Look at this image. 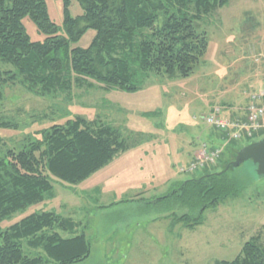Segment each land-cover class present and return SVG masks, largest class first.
<instances>
[{
  "label": "rangeland",
  "instance_id": "obj_1",
  "mask_svg": "<svg viewBox=\"0 0 264 264\" xmlns=\"http://www.w3.org/2000/svg\"><path fill=\"white\" fill-rule=\"evenodd\" d=\"M45 2L58 34L66 36L63 0ZM83 14L80 3L72 0V18ZM23 24L33 42L47 37L28 17ZM196 27L209 45L201 65L186 79L153 77L134 93L104 91L94 83L93 89H76L75 97L66 102L38 98L19 85L5 88L0 116L19 127L0 129V151L75 117H108L125 137L141 142L84 182L55 183L51 197L3 220L2 230L47 211L81 221L91 243V256L81 264H217L235 260L252 237L262 236L264 241V177L257 175L251 161L229 171L236 195L207 210L197 227H187L169 214L175 210L177 216L196 215L198 210H165L152 203L176 184L220 173L235 159L237 152L230 156L226 142L215 139L217 131L204 117L214 106L245 109L250 95L264 84V71L256 60L264 61V0H230ZM94 37L95 32L87 30L71 46L88 48ZM263 138L260 131L253 139L234 142L241 149ZM206 142L223 147L222 159L193 175L181 173L180 166L187 167ZM139 194L143 200L121 203ZM107 203L111 206L103 208Z\"/></svg>",
  "mask_w": 264,
  "mask_h": 264
},
{
  "label": "trees",
  "instance_id": "obj_2",
  "mask_svg": "<svg viewBox=\"0 0 264 264\" xmlns=\"http://www.w3.org/2000/svg\"><path fill=\"white\" fill-rule=\"evenodd\" d=\"M77 1L84 14L72 18V0H63L66 36H61L45 0H0V103L7 86L19 85L38 98L66 102L75 97L76 89H93L94 83L104 91L134 93L153 77L189 78L201 65L209 45L196 23L230 2ZM26 17L47 35L44 40H31L23 24ZM90 29L95 37L88 48L71 46ZM221 108L229 115V106ZM109 121L108 117H75L52 125L40 136H27L18 147L5 146L6 150L0 151V224L51 197L55 183L74 186L84 182L140 144L141 138L125 137ZM18 127L17 122L0 116V129ZM227 165L220 173L176 184L152 203L165 210L181 206L192 213L198 210L196 215L177 216L175 210L169 215L190 228L203 224L207 210L217 208L238 191L234 180L228 179L233 169L225 171ZM133 199L143 200L139 194L123 198L121 203ZM90 256L91 243L83 223L56 212L32 214L5 230L0 228V264H81ZM217 264H264L262 236L246 242L235 260Z\"/></svg>",
  "mask_w": 264,
  "mask_h": 264
},
{
  "label": "built area",
  "instance_id": "obj_3",
  "mask_svg": "<svg viewBox=\"0 0 264 264\" xmlns=\"http://www.w3.org/2000/svg\"><path fill=\"white\" fill-rule=\"evenodd\" d=\"M205 120L212 128L224 133L231 140L253 139L256 133L264 130V87L250 95L246 119H242L238 114L226 116L221 107H215L205 116ZM222 150L221 147L210 148L204 144L196 159L187 167H181L180 172L193 174L215 165Z\"/></svg>",
  "mask_w": 264,
  "mask_h": 264
},
{
  "label": "water",
  "instance_id": "obj_4",
  "mask_svg": "<svg viewBox=\"0 0 264 264\" xmlns=\"http://www.w3.org/2000/svg\"><path fill=\"white\" fill-rule=\"evenodd\" d=\"M249 161L256 165L257 175L264 177V139L241 148L235 159L227 165L225 171L237 169Z\"/></svg>",
  "mask_w": 264,
  "mask_h": 264
},
{
  "label": "crops",
  "instance_id": "obj_5",
  "mask_svg": "<svg viewBox=\"0 0 264 264\" xmlns=\"http://www.w3.org/2000/svg\"><path fill=\"white\" fill-rule=\"evenodd\" d=\"M264 47V46H263ZM256 52H257V50H256ZM258 52H261L260 51V49H258ZM263 52H264V50H263ZM257 60V59H256ZM259 62H261V67H262V69H263V71H264V61H263V63H262V61H259ZM261 79H263L264 80V77H262ZM262 87H264V84L262 85V86H260L259 87V90L262 88ZM248 103H249V100H248ZM248 103H247V105H246V108L245 109H242L240 106L239 107H231V106H229V115H232V114H238V115H240L241 117H242V119H246V113H247V106H248ZM261 132H264V130H262ZM215 139L217 140V141H219V142H221V143H223V142H226V146H225V150H227V152L230 154V156H233L234 155V153L235 152H237L240 148H236V146H235V142H234V140H231L228 136H226L225 134H223V133H220V132H218L217 131V134H215ZM243 139H246V138H243ZM243 139H241V140H243ZM241 140H239V141H241ZM206 143H208V142H206ZM209 144V143H208ZM202 146L203 145H201V147L198 149V151H196L195 152V154H194V156L195 155H197V153L199 152V150L202 148ZM211 146H217V145H211ZM247 146V145H246ZM223 153H224V151L222 152V154H221V156L218 158L219 160L220 159H222V155H223ZM108 205H110L109 203H107V204H104L103 206H108ZM102 206V207H103ZM79 222H81V221H79Z\"/></svg>",
  "mask_w": 264,
  "mask_h": 264
}]
</instances>
